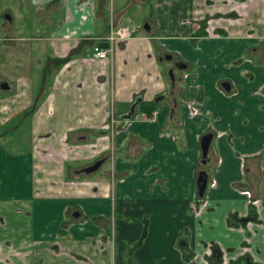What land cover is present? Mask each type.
Wrapping results in <instances>:
<instances>
[{
  "label": "crops",
  "instance_id": "0c3cea01",
  "mask_svg": "<svg viewBox=\"0 0 264 264\" xmlns=\"http://www.w3.org/2000/svg\"><path fill=\"white\" fill-rule=\"evenodd\" d=\"M32 2L56 3L46 37L20 35L11 10L21 2L0 0V264H210V245L243 241L229 216L251 200L252 258L264 264V0H141L182 14L146 19L149 31L105 60L92 49L121 22H106L105 0ZM211 12L226 18L199 32ZM163 55L184 66L173 81ZM154 99L145 119L139 104Z\"/></svg>",
  "mask_w": 264,
  "mask_h": 264
},
{
  "label": "rangeland",
  "instance_id": "374dc122",
  "mask_svg": "<svg viewBox=\"0 0 264 264\" xmlns=\"http://www.w3.org/2000/svg\"><path fill=\"white\" fill-rule=\"evenodd\" d=\"M16 1H20L21 3L19 5L18 4L15 5L14 10L13 9L11 10V14L14 15V17L16 18V24L14 25V27L17 28L19 34L24 35L23 33H25V35L30 36L28 38H35V39H38L42 36L46 37V33L51 28H53L56 22L58 21L57 18L59 14H55V15L52 14L54 11H56V3L54 2L44 7L41 5L40 6L34 5V3L32 2L33 0H16ZM140 1L141 0H105L106 22L109 23L114 16L121 15L120 16L121 22L118 24V27H123L125 29H128L127 32L130 34L131 32L142 33L144 31H142L141 27L146 19L153 20L155 22V25L157 26V24L162 21L172 22L171 19L172 17L175 20H177L178 17L182 14L181 11H175L174 14L166 10L165 12L155 11L153 5L150 6L148 5V3H146L144 7H140L139 5ZM159 1L162 2L163 0H159ZM156 2H158V0H156ZM209 4H210L209 2H206V6H208ZM221 8L224 7L221 6ZM211 13H212L211 15L203 14L201 21L198 22L199 32H204V29L208 25L212 27L214 31L215 29H217L216 26L218 24L215 26V22H217V19L220 18L224 20V18H226L225 14H215L214 12ZM162 14H166V17L160 18ZM112 25L113 24L111 23V26ZM114 26L115 24L113 25L112 29L115 28ZM23 30H25L26 32H23ZM154 34H156V30L154 31ZM122 36H124V34L121 32V30H117V29L112 30L111 37L113 39ZM125 39H127V36L122 38L121 40H115L114 42L120 44V42H123ZM28 43L29 42L25 43L26 44V46H24L25 49H28L27 46ZM171 71L172 73H174L176 69L174 68ZM205 235L207 237H214L210 235L209 232H205ZM214 238L217 237L215 236ZM217 239L226 242V239H222V238H217ZM239 244L240 241H237L234 247H229V248L223 247L222 248L223 250L221 252H224L227 256H231L232 253H234V251L238 248L237 245L239 246Z\"/></svg>",
  "mask_w": 264,
  "mask_h": 264
},
{
  "label": "flooded vegetation",
  "instance_id": "af4514ba",
  "mask_svg": "<svg viewBox=\"0 0 264 264\" xmlns=\"http://www.w3.org/2000/svg\"><path fill=\"white\" fill-rule=\"evenodd\" d=\"M144 6L140 5V7H144ZM143 23L144 24L141 27L142 31H144V32L145 31L146 32L149 31V24L147 22H145V21ZM112 27L113 26H111V25L109 26L108 34L106 35V37H104L103 39H99V41H97L95 46H98V44H106V48H103L104 50H109V46L110 47L116 46L117 43H115L114 41H109L108 40V37L111 36L112 30H114V29L122 30L121 32H124V34L127 36V38L130 36V33L127 32L128 29H125L123 27H115L114 29H112ZM146 27L148 28L147 30H145ZM165 56H169V55H163L161 58L164 59ZM175 59H177V58L172 59L171 56H170V60H166V61L171 62L172 63V67H174L173 63H174ZM171 70L168 71V72H171V74L169 73L168 77H169V79L171 81H173L174 77H173V73H172ZM181 70H183V69H181ZM222 86H223V89H224L223 91L227 92V88H228L227 84L223 83ZM263 93H264V90H263ZM153 104H156V102L155 103L153 102ZM133 108H134V106H133ZM128 113H129V111H128ZM128 113L126 115H128ZM132 113H133V109H132ZM132 113H131L130 118L132 117ZM155 114H156L155 111L151 112L150 115H146L145 113H143V117L145 119H151L152 120V119H154ZM122 119H124V117ZM124 121H125V119H124ZM112 123H113V119H112L111 116H109L108 120H107V122L105 124L109 125V124H112ZM205 134H211V139H212V133L208 132V133H205ZM208 149H209V147H208ZM199 151H200V149H199ZM207 153H208V150H207ZM79 172H81V171H79ZM206 185H207V182H206ZM204 192H205V190H204ZM195 196H196L198 202H201L203 200L204 193H203V196L201 198H199V197H197L196 190H195ZM254 201L255 200H251L249 202L248 207H247V214L246 215L237 216V213L236 214L233 213L232 215L229 216V225L232 226V227H235V228L238 226V228L243 232V235H244L243 241L240 242L238 248L236 249L237 251L235 250L234 253H232V255H231V256H233V258L228 260L229 264H259V263H256V261L252 258L253 254H256L258 251H257V247L254 246L253 243L251 242V235H250V230H249V226L252 224V222L254 224H256L255 222H257L256 221V214H255L256 207L253 204ZM77 214H78L77 212L72 213V217L73 216L76 217ZM54 249L56 251L59 250V248L57 246ZM212 250H215V252L213 253ZM189 256H190V258L192 257L191 255H189ZM205 256L210 258L209 259L210 264H222V263H224L222 260H224L226 262L225 258H223L222 253L217 249V247L215 245H210L208 247V252H207V255H205ZM206 264H208V263L206 262Z\"/></svg>",
  "mask_w": 264,
  "mask_h": 264
},
{
  "label": "water",
  "instance_id": "95a60500",
  "mask_svg": "<svg viewBox=\"0 0 264 264\" xmlns=\"http://www.w3.org/2000/svg\"><path fill=\"white\" fill-rule=\"evenodd\" d=\"M148 28L146 27L145 30H147ZM164 59L166 60H170V56H165ZM174 67H176V69H184L183 64L178 61L175 60L173 63ZM171 74V72H168ZM0 89H7V86L5 83H2L0 85ZM161 97H159L160 99ZM159 99H154L153 102H157ZM134 105H131L130 109H129V113L128 115L124 116L125 120H128L131 116L132 113V109H133ZM211 141V134H204L202 136L199 137V149H200V158H201V164H205L206 162V155H207V150L209 147ZM102 163L101 160L94 162L92 165L85 167L81 170V172H83L84 174H89L92 173L94 171H96L98 169V167L100 166V164ZM206 182H207V176L206 173L204 171H198L196 174V178H195V190H196V195L197 197L201 198L203 196L205 187H206ZM247 221V220H246ZM212 252L214 253L215 250H212Z\"/></svg>",
  "mask_w": 264,
  "mask_h": 264
},
{
  "label": "built area",
  "instance_id": "2783aa9c",
  "mask_svg": "<svg viewBox=\"0 0 264 264\" xmlns=\"http://www.w3.org/2000/svg\"><path fill=\"white\" fill-rule=\"evenodd\" d=\"M122 33L124 34V32H122ZM119 36H121V35H119ZM124 37H126L125 34L122 37H118V38H114V39L111 36H109L108 40L109 41L121 40ZM92 57L94 59H97V60H105L107 58V50L101 49L100 47H94L92 50Z\"/></svg>",
  "mask_w": 264,
  "mask_h": 264
},
{
  "label": "trees",
  "instance_id": "16d2710c",
  "mask_svg": "<svg viewBox=\"0 0 264 264\" xmlns=\"http://www.w3.org/2000/svg\"><path fill=\"white\" fill-rule=\"evenodd\" d=\"M98 47L102 48V47H104V45L98 44ZM139 106H140V111L145 113L146 115H150L151 112H153L155 110V104H153V103L139 104ZM199 164H201V160H200Z\"/></svg>",
  "mask_w": 264,
  "mask_h": 264
},
{
  "label": "bare ground",
  "instance_id": "6f19581e",
  "mask_svg": "<svg viewBox=\"0 0 264 264\" xmlns=\"http://www.w3.org/2000/svg\"><path fill=\"white\" fill-rule=\"evenodd\" d=\"M94 47H98V46H94ZM94 47H93V48H94ZM92 50H93V49H92Z\"/></svg>",
  "mask_w": 264,
  "mask_h": 264
}]
</instances>
